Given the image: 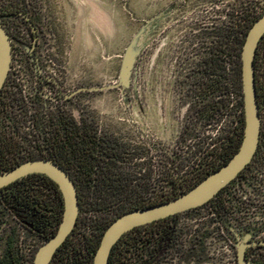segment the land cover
<instances>
[{"label": "rangeland", "instance_id": "obj_1", "mask_svg": "<svg viewBox=\"0 0 264 264\" xmlns=\"http://www.w3.org/2000/svg\"><path fill=\"white\" fill-rule=\"evenodd\" d=\"M54 1L51 25L54 35H51L50 43L45 44L40 60L44 65L67 68L68 89L73 86L120 83L115 88L79 94L73 101L78 110L86 108L98 130L115 134L116 138L125 137L126 141L142 142V145H134L141 148V155L125 163L128 169H131L132 163L140 166L142 171L146 169L145 139L151 137L153 197L161 191L167 193L170 190L169 183L162 177L166 173L183 181V187L191 183L199 166L195 149L203 140L206 142L209 137L226 136L233 130L237 114L235 104L239 95L232 93V113L222 116L214 127H204V120L194 119V114L187 112L189 99L184 100L181 96V76H187L192 62H196L197 58L202 60L213 45H218L215 33L235 19L231 14L233 11L240 14V7H244L253 15L263 13L264 0ZM152 35L155 45L160 47L163 43L165 51L170 45L181 47L177 52L180 60L185 54V71L182 73L180 65L176 69L175 62L171 64L169 58L172 54L168 52L164 69H156L154 87L150 92L148 45ZM20 51L26 54L29 49L18 45L12 65L34 67L31 57L21 55ZM172 58H175V53ZM193 75L188 81L191 84L197 78L196 74ZM190 88L194 89L193 86ZM187 94L193 96L190 91ZM29 98L27 96V101L31 102ZM9 111L12 109H8L7 114L0 103V130L3 136L16 142L13 148L21 150V154L34 151V144L28 140L35 138L36 128L28 121L13 123L14 113ZM16 116L19 117L18 113ZM12 125L19 127L13 128ZM38 131L42 132V128ZM27 133L30 135H25ZM170 158L175 159L174 164H171ZM201 213L198 215L200 221L197 216L199 212L177 216L173 220L177 225L176 233L181 234L183 243L189 242L195 226L199 224L200 234L206 237L202 246L204 256L212 252L215 258H220L221 264H228L233 261L229 258L234 256V250L227 246V238L221 237L207 213ZM9 218L17 230L18 244L28 243L30 236L20 226L19 217L13 219L9 215ZM3 228L0 224V250L5 236ZM226 234L228 237V232ZM175 252L176 249H172L170 253L173 255L167 256L162 264H185L174 255ZM220 255L226 256L228 261Z\"/></svg>", "mask_w": 264, "mask_h": 264}, {"label": "flooded vegetation", "instance_id": "obj_2", "mask_svg": "<svg viewBox=\"0 0 264 264\" xmlns=\"http://www.w3.org/2000/svg\"><path fill=\"white\" fill-rule=\"evenodd\" d=\"M54 7V0H0V24L5 29L12 45L11 65L3 87L0 90V103L3 104L7 114H9L8 109H12L14 113L13 123L30 122L31 126L37 130V134H34L35 138H40V135L41 137L56 138L64 133L68 139H71L74 134L75 136L81 134L86 139L88 128L92 127L95 129L97 136L96 142L102 146V149L99 148L100 152L104 151V148L107 146H113L124 152L131 151L135 153L138 151L139 155H141V148L134 146L142 145L140 140L126 141L125 137L116 138L114 136L115 134L112 135L109 132L98 130V126L87 114L86 108L84 110L77 109L76 103L73 100L79 94L90 92L84 90L88 87L73 86L68 89L66 86L69 75L67 68L60 65H44V62L40 60L41 53L46 48L45 44H49L51 35H54L51 28L54 19ZM153 36L150 37L148 45L150 92H152L154 87L153 78L156 67L159 65L157 69H164L168 52L173 57L175 53L174 59L172 56L169 58L171 64L175 62L176 69L180 65L179 69L182 73L185 71V54H182L180 60L179 53L177 52L181 47L170 45L165 51L163 43L160 47L155 45ZM25 43L28 44L26 45ZM18 45L29 49L26 54L33 60L34 67L28 66L20 68L12 65L15 56L14 53ZM26 54L23 51L21 52V55L25 56ZM194 55L197 56L195 53ZM206 58L207 55L202 60L197 58L196 62H192V66H189V70L191 68L194 74L193 77L195 74L197 77L193 84L188 82L192 76L191 71L187 72V76L182 74L180 91L184 100L189 99L186 104L187 112H192L194 119L204 120V127L212 128L222 116H227L232 113L233 105L231 98L233 95L230 91L227 99L224 100L226 102L225 109L218 114L216 109L218 97L213 86L215 76H210L212 80H207L205 75L207 71L211 72V66L214 67V62L211 60L208 62ZM192 59H195V57ZM152 65L153 70L151 71ZM256 65V99L260 120L259 139L256 151L251 161L230 183L211 198L210 202L208 201L209 203L206 202L195 208L194 211V213L199 212L197 216L201 212L207 213V216L210 217V220L216 226L221 237L227 238L229 244L226 245L234 250V256L229 258V260L233 259V261L228 262V264H237V247L240 243L244 245V257L249 263L264 264V37L258 47ZM210 81L211 83L213 81L212 86H210ZM192 86L194 89L190 88ZM186 88L190 90L186 91ZM189 91L192 92L193 96L187 94ZM27 96L30 97L31 102L27 101ZM241 100L242 95H239L238 101L235 104L237 105L235 106L237 113L235 126L239 124L241 118L244 120ZM12 111L9 112L12 113ZM17 113L19 115L18 118H16ZM35 123H37V126L34 125ZM44 123H47V125H44ZM17 126L12 125L13 128ZM73 126L79 127L80 133L73 132ZM41 128L42 132L38 131ZM39 132L40 134H38ZM228 134L226 136L219 135L215 138L209 137L208 141L205 142L203 140L200 142L201 144L195 149V154L198 153L196 159L198 158L199 165L195 172L197 173L196 175H207L213 166H215L216 162L221 163V160L229 154L228 152L231 150L230 145L233 144V141L228 144V151H225L224 154L222 153V149L229 142L226 143ZM25 135L30 134L27 133ZM140 137L142 136L140 135ZM237 138L236 136L234 140ZM145 146L148 167V172L145 177V197H151V150L153 144L150 136L145 139ZM48 148V145L36 144L33 149L35 152L43 154L47 152ZM68 151L71 152L72 149L69 148ZM221 154L223 155L221 156ZM66 173L74 182L72 175L68 172ZM27 176L29 177L18 181L17 184H14L15 181L0 189V224L4 227L2 232L5 235L4 239H2L3 247L0 250V255L8 253L9 246H11L14 250L13 253L17 257L18 264H33L35 252L49 239L44 240L37 230L41 224H46L47 219L51 222L55 212L57 194L55 187L47 185L49 184L46 179L47 176L43 174H30ZM15 194L18 195L19 201L21 202L18 201L17 203L15 201ZM41 196L44 198L43 202L40 200ZM138 198H141V196L139 195ZM9 215L13 219L16 216L19 217V223L21 225L16 223L22 226L28 236H30L28 243L21 242L18 244L17 230L12 225ZM198 220L200 221L199 216ZM143 226L135 227L119 238L112 247L110 264H122L121 261L125 258V264H162L167 259V256L173 255L170 252L174 248L176 249L174 255L181 259V263L221 264L220 258H215L212 252L208 253L206 257L204 256L205 250L202 249V246L206 237L200 234L201 226L199 224L195 226L191 240L186 243L182 242L181 234L173 240L165 241L152 233V226ZM210 229H214V227ZM225 232H228V237ZM208 233L210 234V232ZM68 243L69 240L64 246H67ZM131 243L134 245L129 248ZM125 247L130 249L126 257L122 255ZM226 251H228L227 248ZM220 256L223 257V255ZM55 257L54 254L49 264H55ZM223 260L228 261V258L224 256Z\"/></svg>", "mask_w": 264, "mask_h": 264}, {"label": "trees", "instance_id": "obj_3", "mask_svg": "<svg viewBox=\"0 0 264 264\" xmlns=\"http://www.w3.org/2000/svg\"><path fill=\"white\" fill-rule=\"evenodd\" d=\"M235 12L236 11H233L231 13L235 16V19L231 21L230 24L217 29L215 35L217 37L218 45H213L210 48L209 54L206 58L208 62L209 60L214 62V67L211 66V72L207 71L205 75L207 80H212L210 76H215L214 83L213 81L212 83L218 97L216 107L218 114L225 109L226 102L224 100L227 99L230 91L231 93L234 92L240 96L242 95L240 78L241 47L245 35L252 23L264 13L253 15L249 12L248 8L244 7H240V14H234ZM263 37L264 35L261 40ZM259 44L254 58L256 90V64ZM212 83L210 86H212ZM240 120L239 124L231 130V134H228L226 143L229 142L226 144V147L222 149V153L224 154L225 151H228V144L233 141V144L230 145L231 150L228 152L229 154L221 160V163L216 162L215 166H213L209 173L224 165L237 151L242 138L244 126L243 118ZM45 124L47 125V123H44V125ZM34 125L37 126V123ZM43 128L45 127L43 126ZM72 131L80 133V128L73 126ZM236 136L238 138L234 140ZM96 139L97 136L95 134V129L92 127L88 128L86 139L81 136V134H77V136L74 134L71 139H68L65 137L64 133L56 138L47 136L29 138L28 142H32L34 146L36 144H43L48 145L49 148L47 152L43 154H39L32 150L28 151L26 154H21V150H14L13 148L14 145H16V142L5 138L2 134V130H0V173L8 171L26 160L47 158L72 175L77 191L79 213L74 229L67 237V240L55 253V264H91L93 255L104 230L115 218H117V216L136 208H145L170 200L193 187L206 176L196 175L191 183L183 187V181H179L178 178H174L170 173H166L165 175H162V177L169 183L170 190L167 193L161 191L153 197V186H151V197H145V177L148 172V167L146 166V169L142 171L140 166L136 167L133 163L131 169H128L127 166H125V163L127 161L130 162L133 158L137 157L139 152H124L113 146H107L104 148V151L100 152L99 148L102 149V146L96 142ZM69 148L72 149L71 152L68 151ZM223 154H221V156ZM170 162L171 164H174L175 159L170 158ZM178 167L177 164V169ZM28 177L29 176H25L18 179L14 184H17L18 181ZM46 179L49 182L47 185L55 187L57 194L55 200V212L52 216L51 222L47 219L46 224H41L40 228L37 230L44 240H47L55 233L61 220L63 208L62 198L57 185L48 177H46ZM17 194H15L14 199L18 203L20 199ZM139 195L141 198H138ZM43 199L44 198L41 196L40 200L42 202ZM194 211L195 208L151 222L143 227L152 226V233L158 236L161 240H173L179 234L176 233L177 225L173 220L183 213ZM80 229L84 230L81 231ZM68 240L69 243L67 246H64ZM133 245L134 244L131 243L129 248ZM9 247L10 249L8 253L0 255V264H18L17 257L13 253V247ZM125 248L123 249L122 255L126 257L130 249L127 247ZM110 261L111 256L109 258V264ZM125 261L126 258L123 259L121 263L125 264Z\"/></svg>", "mask_w": 264, "mask_h": 264}, {"label": "water", "instance_id": "obj_4", "mask_svg": "<svg viewBox=\"0 0 264 264\" xmlns=\"http://www.w3.org/2000/svg\"><path fill=\"white\" fill-rule=\"evenodd\" d=\"M264 35V13L248 29L240 51V78L243 104V134L237 151L217 170L207 174L193 187L165 202L145 208H136L117 217L104 230L91 264H109L112 247L119 238L135 227L197 208L213 198L230 183L251 161L259 139L260 120L256 99L254 58ZM12 45L0 24V90L10 69ZM119 84L92 86L84 90L103 91ZM30 174H43L58 187L62 197V215L56 232L35 252L33 264H49L57 249L75 227L79 204L74 182L68 174L48 159L26 160L0 173V189ZM237 264H251L244 257V245L237 247Z\"/></svg>", "mask_w": 264, "mask_h": 264}, {"label": "crops", "instance_id": "obj_5", "mask_svg": "<svg viewBox=\"0 0 264 264\" xmlns=\"http://www.w3.org/2000/svg\"><path fill=\"white\" fill-rule=\"evenodd\" d=\"M157 51L160 53L159 50H157ZM158 52H157V53H158ZM158 66H159V65H157L156 69L158 68ZM152 70H153V65L151 66V71H152Z\"/></svg>", "mask_w": 264, "mask_h": 264}]
</instances>
